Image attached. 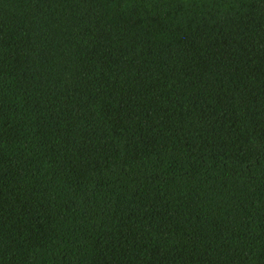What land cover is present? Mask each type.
<instances>
[{
  "label": "trees",
  "instance_id": "16d2710c",
  "mask_svg": "<svg viewBox=\"0 0 264 264\" xmlns=\"http://www.w3.org/2000/svg\"><path fill=\"white\" fill-rule=\"evenodd\" d=\"M0 264H264V0H0Z\"/></svg>",
  "mask_w": 264,
  "mask_h": 264
}]
</instances>
